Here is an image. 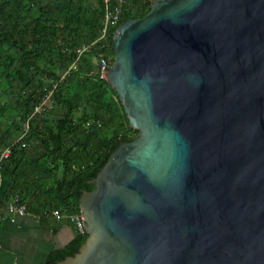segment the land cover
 Returning a JSON list of instances; mask_svg holds the SVG:
<instances>
[{
  "label": "water",
  "instance_id": "95a60500",
  "mask_svg": "<svg viewBox=\"0 0 264 264\" xmlns=\"http://www.w3.org/2000/svg\"><path fill=\"white\" fill-rule=\"evenodd\" d=\"M103 73L130 127L58 264H264V0H149Z\"/></svg>",
  "mask_w": 264,
  "mask_h": 264
},
{
  "label": "trees",
  "instance_id": "16d2710c",
  "mask_svg": "<svg viewBox=\"0 0 264 264\" xmlns=\"http://www.w3.org/2000/svg\"><path fill=\"white\" fill-rule=\"evenodd\" d=\"M150 8L125 0L118 25L100 39L103 0H0V153L29 124L0 164V207L19 197L31 212L78 213L110 154L139 134L98 63L112 65L116 29ZM47 96L45 112L32 116ZM86 238L76 234L45 264L73 256Z\"/></svg>",
  "mask_w": 264,
  "mask_h": 264
},
{
  "label": "crops",
  "instance_id": "0c3cea01",
  "mask_svg": "<svg viewBox=\"0 0 264 264\" xmlns=\"http://www.w3.org/2000/svg\"><path fill=\"white\" fill-rule=\"evenodd\" d=\"M16 216L0 207V264H45L56 250L69 247L76 231L52 215Z\"/></svg>",
  "mask_w": 264,
  "mask_h": 264
},
{
  "label": "built area",
  "instance_id": "2783aa9c",
  "mask_svg": "<svg viewBox=\"0 0 264 264\" xmlns=\"http://www.w3.org/2000/svg\"><path fill=\"white\" fill-rule=\"evenodd\" d=\"M103 3L105 6V14L102 20V30H101L100 39H104L107 36L109 30L115 28L118 25L125 0H114L112 9H111V5H112L111 0H103ZM83 50H85V48H83ZM108 62L109 61L107 59L101 57V60L98 63L102 77H103V73L109 68ZM49 97L50 96L45 97L40 102V104H38L34 108L32 116H42V114L47 109L46 104L47 101L49 100ZM28 130H29V124L28 122H26L23 126L20 137L15 141V143L3 149V151L0 153V164L3 160L9 157V155L11 154L12 147L15 144L21 142L22 139L28 134ZM22 147H25V144H22ZM6 211L16 216H31L35 218L38 217L33 212L29 211L25 204L20 202L19 197H15L7 203ZM43 215L46 217L52 215L57 220H66L69 224L73 226L74 230L78 235L84 238L88 236L84 221V216L80 210L78 213H72V214H61L59 211H53V212H45Z\"/></svg>",
  "mask_w": 264,
  "mask_h": 264
}]
</instances>
